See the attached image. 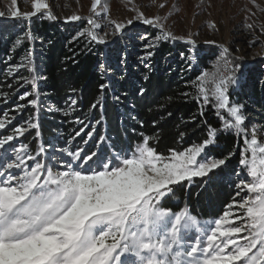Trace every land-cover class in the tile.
<instances>
[{
	"label": "snow or ice",
	"instance_id": "1",
	"mask_svg": "<svg viewBox=\"0 0 264 264\" xmlns=\"http://www.w3.org/2000/svg\"><path fill=\"white\" fill-rule=\"evenodd\" d=\"M12 2L16 4V0ZM32 7L34 11L22 13L17 6L11 11V18L28 21L41 14L49 20L57 19L45 0H34ZM108 10L107 2L94 0L91 11L106 23L102 25L89 17V28L79 35L96 44H107L108 34L101 35L100 30L110 26L114 36L143 39L145 51L139 59L149 70L151 57L163 42L180 40L190 46L187 54L180 53L188 70L203 61L196 41L165 30L160 17L148 18L138 12L134 18L118 22L108 18ZM3 16L5 13L0 12ZM82 19L73 14L65 17V22ZM135 21L154 26L158 35L149 39L147 34L134 32L130 26ZM246 27L251 30L253 25ZM34 39L30 30L13 38L7 59L11 61L13 53ZM219 47L217 63L227 69V74L203 70L190 82L193 91L180 95L185 102L196 100L200 117L211 105L221 125L207 126L201 142L182 151L169 149L168 155L158 153L151 144L152 138L143 134L138 144L122 146L107 131H97L104 116L96 119L90 114L98 108L102 113L108 83L100 84L101 95L88 113L75 118L81 127L74 130L72 140L80 137L78 146L58 148L50 143L48 149L41 145L33 150L27 143H14L33 129L37 130L35 138L41 136L38 113L42 93L38 91V81L46 77L36 74L31 49L25 51L19 63L9 65L7 74L18 85L15 91L26 85H31L32 90L18 95L17 99L26 103H17L14 115L0 114V130L11 126L10 134L0 135V264H264V140L258 139L255 128L249 132L245 106L232 100V90L245 75L242 65L228 47ZM124 62L122 57L121 63ZM21 69L30 75H17ZM100 70L102 74L106 71L103 64ZM148 79L145 75L144 80ZM146 91L140 88L139 95ZM8 96L9 93L0 95V102L7 104ZM114 99L120 101L121 97ZM28 106L36 114L23 123H13ZM77 106L78 100L69 96L65 115L75 112ZM195 120L193 116L192 121ZM140 124L143 126V121ZM225 133L243 138L245 147L239 163L251 180L241 179L240 173L232 169L237 176L232 183L236 196L242 192L249 196L234 198L227 205L229 211L213 221H201L187 207L174 211L166 206L175 195L174 186L201 178L205 189H209L228 175L234 153L219 157L211 154L212 146ZM180 136L183 138L185 133ZM233 208L236 211H231Z\"/></svg>",
	"mask_w": 264,
	"mask_h": 264
},
{
	"label": "trees",
	"instance_id": "2",
	"mask_svg": "<svg viewBox=\"0 0 264 264\" xmlns=\"http://www.w3.org/2000/svg\"><path fill=\"white\" fill-rule=\"evenodd\" d=\"M87 28L89 25L85 19L63 25L44 15L28 21L18 19L0 22V95L9 93L8 103L0 102V114L9 112L14 115L16 104L26 103L19 101L18 95L32 90L31 85H26L15 91L17 81L7 74L9 65L19 63L25 51L32 50L36 74L46 77L38 81V91L42 93L38 113L41 136L35 138L37 130L33 129L16 143H27L33 150L41 145L48 149L50 143L58 148L78 146L81 138L72 140L74 130L81 127L75 123V118L88 113L90 105L101 95L99 86L102 83L110 84L103 93V111L101 113L98 108L90 115L99 119L102 114L104 122L97 126V131L101 134L107 131L122 146L138 144L143 134L152 138L151 144L158 153L168 155L169 149L182 151L201 142L207 126L221 125L211 105L205 107L204 116L200 117V105L196 100L188 99L185 102V98L180 95L184 91H193L190 82L201 71L210 72L218 64L220 52L216 48L206 51L203 61L188 70L186 60L180 56L181 52L187 54L188 48L183 43L163 42L155 49L149 70L139 59L145 51V40L137 42L121 38L113 46L96 44L87 36L79 35ZM139 29V33H148L149 39L158 35L157 30L150 26ZM26 30H30L35 39L13 53V59L9 61L7 56L13 38ZM122 57L125 58L123 64ZM101 64L106 69L103 74ZM242 72L246 74L245 83L239 91L232 90V100L245 106L247 126L257 127L261 134L264 133V62L254 66L244 65ZM17 75L30 74L21 69ZM145 75L149 77L148 80H144ZM140 88L147 90L143 96L139 95ZM72 89L76 91L72 92ZM117 95L121 97L120 101L114 99ZM69 96L78 100V106L75 112L69 111L65 115ZM168 97L172 99L168 100ZM169 112L171 116L167 114ZM35 114L36 110L28 106L13 123H23ZM193 116L196 117L195 122L192 121ZM140 121H143V126ZM153 121H156L155 125ZM10 130L11 126L0 130V135L10 134ZM181 132L185 133L183 138ZM244 147L242 137L234 133L221 135L217 144L212 146L211 154L219 157L234 153L233 159L229 161L228 175L217 180L209 189H205L201 178H195L190 184L184 182V186L176 185L175 195L166 206L172 207L174 211L187 207L201 221L220 218L228 209L227 205L234 198L237 200L232 169L237 171Z\"/></svg>",
	"mask_w": 264,
	"mask_h": 264
},
{
	"label": "rangeland",
	"instance_id": "3",
	"mask_svg": "<svg viewBox=\"0 0 264 264\" xmlns=\"http://www.w3.org/2000/svg\"><path fill=\"white\" fill-rule=\"evenodd\" d=\"M33 2L34 0H16V4H13L12 0H0V12L5 13V16L0 17V22L18 20L11 18V11L16 10L17 6L22 13L34 11ZM45 2L49 4L50 10L57 17L54 21L63 25L74 23L65 22V17L73 14L79 15L85 20L92 17L102 25L106 23L102 16L96 17L91 11L94 0H45ZM104 2L109 5L108 18L118 22L132 19L138 12H142L148 18L160 17L165 30L171 31L177 36H185V38L190 36L196 41L197 51L202 54L209 49L216 48L221 55L219 46L228 47L232 56L239 59L242 65L241 71H244V65L254 66L259 62H264V31H261L264 29V0H102V4ZM39 16L41 14L32 17L31 20ZM213 24L215 27H212ZM247 24H252L253 28L249 30L246 27ZM143 26L150 25L135 21L130 27L134 32H138L139 28H143ZM150 27L157 30L154 26ZM112 31L110 26L102 27L100 30L101 35L108 34V43L103 45L113 46L121 38L137 42L144 41L120 35L114 36ZM142 34L149 36L146 32ZM205 41H215L216 43L208 44ZM253 41L255 42L252 43ZM172 43H183L188 50L190 49V46L184 41L177 40ZM217 70L227 74V69L223 68L222 64L215 65L210 72ZM245 78L246 74L239 82L238 87L235 88L236 92L245 83ZM252 128L257 130L258 139L264 140V136L258 132L257 127L249 126V132ZM16 142L14 141V143ZM241 167L239 164L237 169L240 178L250 181L251 178L246 177L245 173L241 171ZM234 180L237 181L236 175H234ZM248 196V193L242 192L240 196H237V200ZM231 211H236V209L233 208ZM230 219H234V217H230Z\"/></svg>",
	"mask_w": 264,
	"mask_h": 264
}]
</instances>
